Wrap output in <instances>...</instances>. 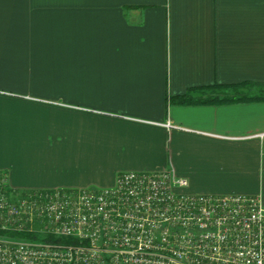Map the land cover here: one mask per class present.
Returning a JSON list of instances; mask_svg holds the SVG:
<instances>
[{
    "label": "crops",
    "instance_id": "1",
    "mask_svg": "<svg viewBox=\"0 0 264 264\" xmlns=\"http://www.w3.org/2000/svg\"><path fill=\"white\" fill-rule=\"evenodd\" d=\"M243 82L264 89V0H0V172L24 191L171 169L264 202V100H176Z\"/></svg>",
    "mask_w": 264,
    "mask_h": 264
},
{
    "label": "built area",
    "instance_id": "2",
    "mask_svg": "<svg viewBox=\"0 0 264 264\" xmlns=\"http://www.w3.org/2000/svg\"><path fill=\"white\" fill-rule=\"evenodd\" d=\"M186 185L168 169L22 191L0 172V264H264L262 196L177 190Z\"/></svg>",
    "mask_w": 264,
    "mask_h": 264
},
{
    "label": "trees",
    "instance_id": "3",
    "mask_svg": "<svg viewBox=\"0 0 264 264\" xmlns=\"http://www.w3.org/2000/svg\"><path fill=\"white\" fill-rule=\"evenodd\" d=\"M252 82H243L240 84H232V85H216V86H210L205 88H193L188 90V92L180 97H177L176 100L182 103H198V104H204V103H231L236 101H257V100H264V89L257 90L256 92H243L241 90L242 87L253 85ZM258 85H264V84H258ZM203 89L212 90L210 92H202ZM198 90H201L200 93L196 92ZM196 92V93H194ZM12 234H18L24 237H36L38 234H28L26 232H20Z\"/></svg>",
    "mask_w": 264,
    "mask_h": 264
},
{
    "label": "rangeland",
    "instance_id": "4",
    "mask_svg": "<svg viewBox=\"0 0 264 264\" xmlns=\"http://www.w3.org/2000/svg\"><path fill=\"white\" fill-rule=\"evenodd\" d=\"M252 89H254V88H252ZM255 90H257V89H255ZM255 90H254V91H255Z\"/></svg>",
    "mask_w": 264,
    "mask_h": 264
}]
</instances>
